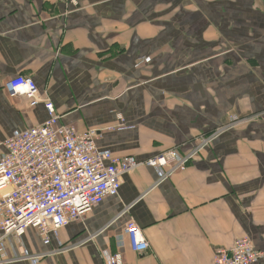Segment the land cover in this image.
Masks as SVG:
<instances>
[{
  "label": "crops",
  "instance_id": "0c3cea01",
  "mask_svg": "<svg viewBox=\"0 0 264 264\" xmlns=\"http://www.w3.org/2000/svg\"><path fill=\"white\" fill-rule=\"evenodd\" d=\"M18 76L113 156L198 153L169 178L124 175L117 197L47 236L4 238L0 264H213L243 236L264 251V0H0V155L48 120L7 96Z\"/></svg>",
  "mask_w": 264,
  "mask_h": 264
},
{
  "label": "built area",
  "instance_id": "2783aa9c",
  "mask_svg": "<svg viewBox=\"0 0 264 264\" xmlns=\"http://www.w3.org/2000/svg\"><path fill=\"white\" fill-rule=\"evenodd\" d=\"M3 87L9 98L23 97L30 107L43 104L48 120L15 133L1 144L0 262L5 261L4 238H19L27 228L47 236L85 218L107 198L117 197L124 175L148 167L169 178L183 172L198 153L171 149L141 161L133 156H113L97 148L96 130L78 132L59 124L51 100L39 96L30 78H11ZM123 233L132 252L141 254L149 249L133 221L125 223ZM108 264H123L122 253L111 255ZM213 264H264V251L243 236L228 249L216 248Z\"/></svg>",
  "mask_w": 264,
  "mask_h": 264
}]
</instances>
